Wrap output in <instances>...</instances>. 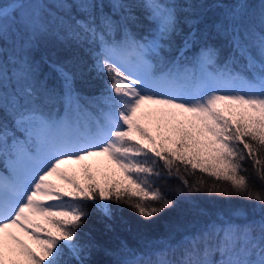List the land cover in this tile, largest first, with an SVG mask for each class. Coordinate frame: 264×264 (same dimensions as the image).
Wrapping results in <instances>:
<instances>
[{"label": "snow or ice", "instance_id": "snow-or-ice-1", "mask_svg": "<svg viewBox=\"0 0 264 264\" xmlns=\"http://www.w3.org/2000/svg\"><path fill=\"white\" fill-rule=\"evenodd\" d=\"M92 72L89 97L76 80ZM0 156V264H264V0H0ZM93 156L122 179L97 180ZM181 201L191 219L162 237L105 248L82 233L90 204L151 221Z\"/></svg>", "mask_w": 264, "mask_h": 264}, {"label": "trees", "instance_id": "trees-1", "mask_svg": "<svg viewBox=\"0 0 264 264\" xmlns=\"http://www.w3.org/2000/svg\"><path fill=\"white\" fill-rule=\"evenodd\" d=\"M14 2V0H3L5 5ZM227 2V0H225ZM254 3H258V0H253ZM218 18V13L209 12L205 21V24L209 26ZM202 28L205 25L201 26ZM217 43H222V41L216 40ZM46 49L41 48L38 52L37 58L43 54ZM77 56L80 57L83 61H86L88 64L92 63V56L87 50H77ZM46 70V69H45ZM77 90L85 96H98L103 91V79L98 77L95 72L86 74L82 78L76 80ZM147 109H143L145 111ZM59 111L63 115V109L60 105L56 106V109L53 110ZM148 121H154L153 118H148ZM144 122V119L142 120ZM153 125V124H150ZM155 134V133H154ZM98 159V158H96ZM105 159L108 162L107 157ZM4 156H0V175H7L8 172L4 166ZM87 162V160L85 161ZM94 166L91 169L93 174L96 176L97 180L103 181L104 175L107 174L108 170L112 175V171H116L120 178L122 179L123 174L114 164L110 162L104 165H95L94 159L90 162ZM65 166V167H64ZM246 167L251 170V165L246 164ZM65 170L71 169V172L75 171L73 163L65 164L62 166ZM113 176V175H112ZM160 183H164L161 181ZM177 181L169 180L166 182L165 187L175 186ZM171 198V197H169ZM190 202L181 201L177 207L165 209L157 217L151 221H147L141 218L136 214L131 208L127 205H112L113 215L111 219L104 217L101 212H99L91 204L89 208L91 210L90 218L86 226L82 229L83 234L93 235L99 243L105 248H115L120 240H127L130 244H136L137 242L142 241L143 239H153L157 237H162L166 235L177 223H181L188 219H191L187 215L186 210L189 207ZM195 203L199 204L202 208H211V209H228L231 207H251V205L239 197H222V196H209L203 194L197 198ZM106 224H111L113 230L108 231L105 227ZM93 260L100 262V264H105L109 259L103 251L96 253L93 257Z\"/></svg>", "mask_w": 264, "mask_h": 264}, {"label": "rangeland", "instance_id": "rangeland-1", "mask_svg": "<svg viewBox=\"0 0 264 264\" xmlns=\"http://www.w3.org/2000/svg\"><path fill=\"white\" fill-rule=\"evenodd\" d=\"M156 107H158V106H156V105H146V106H144L142 108V110L143 109H148V108H156ZM148 118H150V117L144 118V122H142V123H144L145 126L148 127L149 130L153 133V135H155L156 134V122H155V120L154 121H148ZM150 124H153V125H150ZM105 157L106 156H93V157H89V158H87V162H82V163H87V164L91 165V169L94 166L92 163H90L93 159H94L95 165H99L100 166V165H104L106 163H109L110 164V161L107 162V160L105 159ZM96 158H98V159H96ZM5 162H6L5 164L7 165V170L9 171V175H10V172H11V161L8 158L5 157ZM82 163H73L74 164V167H75V171L74 172H71V169L72 168H70L68 170V173L70 175H75V177L83 183L84 180H85V176H84V170H83V167H82ZM113 172H115V178L121 179L120 178V175L116 171H112L111 172L112 175H113ZM112 175L110 174V171L108 170L107 176L109 178H112ZM6 176H8V175H6ZM50 179H52L54 182H56L57 184H60V185H62L64 187H70L69 185H66L65 182L62 181L57 176L50 177Z\"/></svg>", "mask_w": 264, "mask_h": 264}]
</instances>
